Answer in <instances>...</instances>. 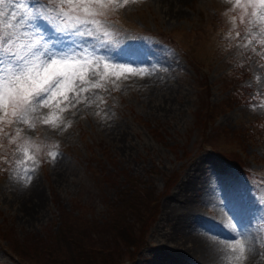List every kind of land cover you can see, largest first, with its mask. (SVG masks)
<instances>
[{
    "label": "rangeland",
    "instance_id": "obj_1",
    "mask_svg": "<svg viewBox=\"0 0 264 264\" xmlns=\"http://www.w3.org/2000/svg\"><path fill=\"white\" fill-rule=\"evenodd\" d=\"M0 13L11 21L7 2ZM111 18L124 28L116 38L120 44L128 43L129 35L138 40L150 59L142 68L151 75L105 83L102 92L94 90L93 99H100L91 106L62 114L70 121L63 131L44 125L26 130L34 139L54 141L60 155L53 161L41 151L27 184L7 171L0 174V264H23L29 257L24 247L33 237L53 247L32 255L33 264H223L224 245L234 243L238 228L222 220L225 234L234 231L226 237L213 224L196 222H213L208 213L218 198L214 181L222 185L226 173L218 171L228 164L221 156L234 154L264 171V124L252 123L264 119V108L252 107L258 100L243 104L229 93L240 86L235 55L242 52L233 43L225 45V5L134 0ZM248 66L242 85L255 92L264 85V72H254L253 61ZM244 196L253 205L258 193ZM237 209L240 231L254 238L244 264H264L261 209L252 212L242 202ZM68 213L78 221L70 235ZM189 223L219 242L218 255L207 260L196 249L186 236Z\"/></svg>",
    "mask_w": 264,
    "mask_h": 264
},
{
    "label": "snow or ice",
    "instance_id": "obj_2",
    "mask_svg": "<svg viewBox=\"0 0 264 264\" xmlns=\"http://www.w3.org/2000/svg\"><path fill=\"white\" fill-rule=\"evenodd\" d=\"M5 2L0 0V8ZM130 2L134 0H33L27 18L13 15L6 21L0 13V165L5 166L0 171L30 183L40 152L53 161L60 152L54 141L34 139L26 130L44 125L63 131L70 121L66 123L62 114L77 105L91 106L100 99H93L94 90L121 78L151 75L148 68L105 62L108 57L97 53V49L107 50L113 35L105 23L107 16ZM232 9L236 14L231 16L228 37L237 41L235 47L251 48L264 59L254 46L264 50V0H235ZM42 24L56 34L54 41ZM252 107L264 108V100ZM232 239L234 243L224 245L223 264H244L254 238L242 230Z\"/></svg>",
    "mask_w": 264,
    "mask_h": 264
},
{
    "label": "trees",
    "instance_id": "obj_3",
    "mask_svg": "<svg viewBox=\"0 0 264 264\" xmlns=\"http://www.w3.org/2000/svg\"><path fill=\"white\" fill-rule=\"evenodd\" d=\"M239 76H242V73H239ZM137 202L138 201H135L133 205H136ZM132 209L134 210L133 206H132ZM150 213H152V212H149V214ZM70 215H71L70 213H68L66 215V217L71 219V223L67 226L68 235H70V233H71V229H72L73 223L74 222L78 223L77 219L75 217H71ZM107 225H110V224H107ZM59 228L60 227H58V229ZM63 229H64V232H62L63 234L61 233L62 236H64V234L66 233V228H63ZM64 237L67 239V242H69L68 238L66 236H64ZM24 242H25V239H24ZM18 244H19V246H23L24 245V243L22 244V243H19V242H18ZM45 244H46L45 243V239L33 237L29 242L26 243V246L24 247L26 249V252L29 255V257H26V259H24V260H29L30 263L33 264V262L30 260L32 255L36 256V255H40L42 252H45V254L47 252H51V249L53 247H51L50 245L47 246ZM23 250L24 249H21L20 253H23L22 252ZM24 260H22L23 264H24V262H26Z\"/></svg>",
    "mask_w": 264,
    "mask_h": 264
},
{
    "label": "bare ground",
    "instance_id": "obj_4",
    "mask_svg": "<svg viewBox=\"0 0 264 264\" xmlns=\"http://www.w3.org/2000/svg\"><path fill=\"white\" fill-rule=\"evenodd\" d=\"M188 191L192 192V187H190V189ZM186 231H187V235L186 236L194 243V245H196V247H197L196 249L199 252H204L205 258L207 260L212 259L216 254L218 255L217 249L214 250V248L215 247L216 248H220L221 247V246L218 245L219 242L216 243L214 241H211L212 238L209 239V237L208 236L206 237L202 232L197 233V230L191 224H190V226L187 227ZM204 243L206 244V246H203Z\"/></svg>",
    "mask_w": 264,
    "mask_h": 264
}]
</instances>
